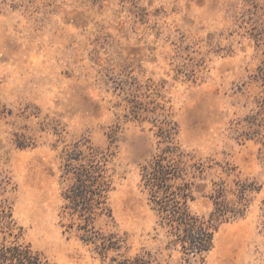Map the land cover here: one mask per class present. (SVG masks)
<instances>
[{
	"label": "rangeland",
	"instance_id": "rangeland-1",
	"mask_svg": "<svg viewBox=\"0 0 264 264\" xmlns=\"http://www.w3.org/2000/svg\"><path fill=\"white\" fill-rule=\"evenodd\" d=\"M167 121L175 143L211 166L193 212L209 216L205 195L228 167L252 185L247 215L218 229L204 264H264V0H0V184L10 183L11 241L58 264L117 255L104 259L63 217L68 158L94 148L111 154L113 181V217L96 229L127 239L122 254L202 264L166 248L142 184Z\"/></svg>",
	"mask_w": 264,
	"mask_h": 264
},
{
	"label": "trees",
	"instance_id": "trees-1",
	"mask_svg": "<svg viewBox=\"0 0 264 264\" xmlns=\"http://www.w3.org/2000/svg\"><path fill=\"white\" fill-rule=\"evenodd\" d=\"M161 130L159 136L165 147H159V152L141 167L142 184L152 209L158 214V225L167 238L166 248L181 253V261L185 263L201 261L204 264L218 229L247 215L252 185L236 173L235 166L228 167L224 170L225 176L212 181V188L205 195L212 204L209 216L196 214L191 203L196 200V193L206 190L197 184V180H204V174L211 166L195 161L193 155L175 143L176 129L172 122H165ZM110 155L94 148L70 155L64 173L67 186L63 192L66 201L63 217L71 221L68 229L76 227L81 240L93 244L104 259L110 252L117 253L108 264H155L150 252L120 253L127 239L115 233L105 234L94 225L104 216L113 217L107 206L113 182L111 175H107ZM9 184L7 181L0 184V264H58L30 244L10 240L15 235L16 221L6 196Z\"/></svg>",
	"mask_w": 264,
	"mask_h": 264
}]
</instances>
